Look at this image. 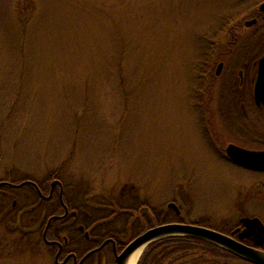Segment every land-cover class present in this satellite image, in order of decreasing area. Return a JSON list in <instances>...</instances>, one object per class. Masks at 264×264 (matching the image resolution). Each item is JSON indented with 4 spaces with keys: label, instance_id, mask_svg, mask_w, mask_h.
<instances>
[{
    "label": "rangeland",
    "instance_id": "rangeland-1",
    "mask_svg": "<svg viewBox=\"0 0 264 264\" xmlns=\"http://www.w3.org/2000/svg\"><path fill=\"white\" fill-rule=\"evenodd\" d=\"M234 4L0 0V180L55 176L94 209L131 184L155 207L176 200L212 226L244 213L264 222V200L250 201L264 177L217 157L191 107L199 55ZM30 224L0 222V264H52L40 237L27 243Z\"/></svg>",
    "mask_w": 264,
    "mask_h": 264
},
{
    "label": "flooded vegetation",
    "instance_id": "flooded-vegetation-1",
    "mask_svg": "<svg viewBox=\"0 0 264 264\" xmlns=\"http://www.w3.org/2000/svg\"><path fill=\"white\" fill-rule=\"evenodd\" d=\"M235 8L232 16L223 18L209 46L199 55L200 77L191 86V107L195 124L207 139V147L213 148L223 161L251 175L257 174L260 179L264 172L234 163L226 149L233 144L246 150L264 151V92L257 91L264 59V0H235ZM223 39L229 41L226 48L220 47ZM56 181L60 184L53 186ZM0 183L5 184L0 185V222L13 215L16 219L31 218V224L25 227L27 243L32 245L31 240L40 237L36 243L42 246L52 264H117V255L133 240H127L123 233L140 232L139 236L152 228L176 223L210 228L256 248V237L242 220L262 221L252 213H244L222 227L212 226L206 216L188 219L190 212L176 200L170 201L166 209L155 207L149 197L129 184L121 191L122 199L113 202L121 209L120 213L104 224L93 214L90 199L84 200L80 195L75 196L76 200L71 199L66 184L58 177L44 182L28 178L21 182L0 180ZM7 184L24 185L18 188ZM258 189L260 192H252L250 201L264 200V189L260 186ZM19 194H25L29 200L24 208L20 207ZM187 197L188 207L190 197ZM172 203L177 208H169ZM37 215L41 220L34 224ZM60 216L61 219L49 224L50 219ZM261 246L264 250V243Z\"/></svg>",
    "mask_w": 264,
    "mask_h": 264
},
{
    "label": "water",
    "instance_id": "water-1",
    "mask_svg": "<svg viewBox=\"0 0 264 264\" xmlns=\"http://www.w3.org/2000/svg\"><path fill=\"white\" fill-rule=\"evenodd\" d=\"M261 76L262 80L258 84L257 91L264 92V59L261 62ZM227 156L238 164L247 169H251L257 172H264V151H251L243 149L237 145L230 144L226 149ZM60 184L56 181L53 186ZM0 185H5L0 183ZM13 185V184H7ZM24 184L13 185V187H22ZM169 208H177L176 204L172 203ZM60 217H54L52 220L61 219ZM244 225L250 229V233L256 237V248L248 247L227 235L218 231L189 224H166L147 230L141 234L125 247L123 252L116 258L117 264H127L130 256L138 251L144 245H149L158 240H163L170 237H192L200 239L222 248L238 258L248 262L250 264H264V250L261 249V245L264 243V224L258 218L243 219Z\"/></svg>",
    "mask_w": 264,
    "mask_h": 264
},
{
    "label": "trees",
    "instance_id": "trees-1",
    "mask_svg": "<svg viewBox=\"0 0 264 264\" xmlns=\"http://www.w3.org/2000/svg\"><path fill=\"white\" fill-rule=\"evenodd\" d=\"M97 205L98 208L94 209L92 212L99 223L105 224L112 215L120 213L121 211L113 202H97ZM110 211H113V214H111ZM108 232L112 233V231ZM138 234H140V232L129 233L127 231L123 233V235L128 236L129 239L136 238ZM225 257H231L237 260L240 259V257L238 258L232 253L200 239L192 237H172L159 240L152 244L138 264H203V262L209 261L219 264L218 259ZM240 261L243 260L240 259Z\"/></svg>",
    "mask_w": 264,
    "mask_h": 264
},
{
    "label": "bare ground",
    "instance_id": "bare-ground-1",
    "mask_svg": "<svg viewBox=\"0 0 264 264\" xmlns=\"http://www.w3.org/2000/svg\"><path fill=\"white\" fill-rule=\"evenodd\" d=\"M147 246L148 245H144L143 247H141L140 249H138V251L134 252L130 256L128 262H126V263L127 264H138L139 263L138 261H140V259L142 258L143 254H144L143 251H145V249L147 248Z\"/></svg>",
    "mask_w": 264,
    "mask_h": 264
}]
</instances>
